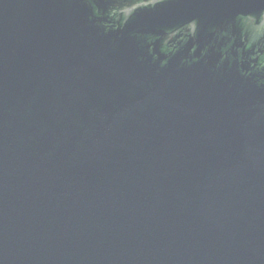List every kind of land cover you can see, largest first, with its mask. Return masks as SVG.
I'll list each match as a JSON object with an SVG mask.
<instances>
[{"label":"water","instance_id":"95a60500","mask_svg":"<svg viewBox=\"0 0 264 264\" xmlns=\"http://www.w3.org/2000/svg\"><path fill=\"white\" fill-rule=\"evenodd\" d=\"M111 8L0 0V264H264V0Z\"/></svg>","mask_w":264,"mask_h":264},{"label":"flooded vegetation","instance_id":"af4514ba","mask_svg":"<svg viewBox=\"0 0 264 264\" xmlns=\"http://www.w3.org/2000/svg\"><path fill=\"white\" fill-rule=\"evenodd\" d=\"M167 0H110L111 9L106 12L107 16H110L112 20L120 21L123 25L124 20L128 17L129 14L133 13L137 8H148L155 7L156 5L166 2ZM96 11H100L99 9ZM195 30V25L190 24L186 28L176 31L170 39L176 40L185 32L193 35Z\"/></svg>","mask_w":264,"mask_h":264}]
</instances>
